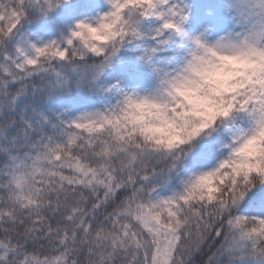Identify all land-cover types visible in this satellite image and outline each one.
I'll list each match as a JSON object with an SVG mask.
<instances>
[{
  "label": "snow or ice",
  "instance_id": "1",
  "mask_svg": "<svg viewBox=\"0 0 264 264\" xmlns=\"http://www.w3.org/2000/svg\"><path fill=\"white\" fill-rule=\"evenodd\" d=\"M0 264H264V0H0Z\"/></svg>",
  "mask_w": 264,
  "mask_h": 264
}]
</instances>
